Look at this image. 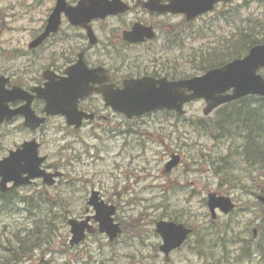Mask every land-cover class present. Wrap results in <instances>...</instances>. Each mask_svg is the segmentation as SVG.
<instances>
[{
  "label": "rangeland",
  "instance_id": "obj_1",
  "mask_svg": "<svg viewBox=\"0 0 264 264\" xmlns=\"http://www.w3.org/2000/svg\"><path fill=\"white\" fill-rule=\"evenodd\" d=\"M48 6L39 7L35 0H0V71L18 84L21 68L29 86L45 67L28 44L43 25ZM247 6L242 9L236 0L220 5L224 12L193 22L174 19L156 43L121 53L120 64L155 59L173 76L190 78L202 75L210 67L202 65L215 57L222 59L215 67L242 57L249 34L264 43V0H250ZM135 68L122 65L121 71L127 75ZM259 72L264 75V68ZM205 105L198 99L186 104L183 114L156 110L131 119L108 109L106 118L77 130L62 117L49 118L35 137L41 143L39 153L47 156L43 167L58 169L63 177L53 186L40 180L21 186V203L18 187L0 192V264H264V209L256 198L264 194V158L245 150L264 146V102L245 97L241 107L252 111L257 122L228 130L219 129V121L232 104L207 116L202 113ZM19 144L21 118H15L0 126V159ZM172 154L180 160L163 173ZM91 189L116 206L122 232L111 242L96 229L71 246L67 219L93 212L91 206L87 210ZM210 192L231 197L236 208L212 219ZM160 219L193 229L167 257L158 249L155 223ZM16 232L21 238L41 235L29 236L38 246L20 259L11 254Z\"/></svg>",
  "mask_w": 264,
  "mask_h": 264
},
{
  "label": "water",
  "instance_id": "obj_2",
  "mask_svg": "<svg viewBox=\"0 0 264 264\" xmlns=\"http://www.w3.org/2000/svg\"><path fill=\"white\" fill-rule=\"evenodd\" d=\"M86 1L81 0L83 3ZM97 1L90 2L86 9L87 13H81L82 7L77 6L72 9H63L58 4L50 14L44 32L32 40L29 47L37 46L50 32L56 30L61 10L65 11L70 19H76L77 22H80L79 20H81L82 16L90 20L94 17H104L110 14ZM188 1L192 5L200 2L196 10L185 13L187 18L190 19L202 11L210 9L212 2L215 0ZM88 31L92 38L89 28ZM140 31V29L134 27L133 31L128 33L134 37L131 39L127 38V40H141L142 36H139ZM91 41H94V39ZM259 67H264V44L253 46L243 58H235L221 67L207 70L200 76L177 81L155 80L149 77L127 79L123 83V88L118 90V92L108 88L101 90L104 94L103 100L105 104L129 118L163 108L182 113L184 112L183 105L185 103L198 98L205 100L206 106L203 109V113L208 114L220 104L244 95L259 94L264 96V78L256 72ZM95 71L98 73L101 69H95ZM87 73L83 69V75L71 77L69 81L71 85L67 89L72 93L70 96H59L51 87L47 88L45 93L37 92V96L42 97L46 102V113L63 114L66 116V121L69 125L79 126L84 113H77V101L91 91V87L88 86L90 80L85 79V74ZM0 80L7 81L3 76H0ZM230 89H232L231 93H225ZM17 99H21V88L13 87L7 97H2V93L0 92L1 116L3 115L6 119H11L14 115L21 114V108L1 112L2 100L9 102ZM25 117V125L31 129H35L44 122V118H39L30 110L29 104L26 106ZM37 148L38 143L35 140L25 141L22 144V148L20 146L15 150H9L8 156L0 159L1 191L5 192L8 190L7 182L10 181L13 182L14 186H18L19 184H29L36 177H42L44 183L52 185L54 177L62 175L60 171L50 173L39 168L45 157L38 156ZM178 162L179 155L173 154L172 159L166 163L164 172H169ZM23 173L27 175L23 176ZM258 199L264 203V196H258ZM87 204L93 207L95 211L94 215H88L84 219L69 218L67 220L71 234L70 245L78 244L85 237L86 232H92L93 227L89 223L91 219L98 222L99 232H105L109 240H113L120 232L119 224L115 223L113 218L115 206L108 205L101 200L99 192L95 190L91 192ZM207 206L211 217L214 218L216 208L227 213L234 207V204L229 196L217 195L214 192H210L207 194ZM155 230L162 240L159 250L166 256L171 250L178 248L191 232V229L184 224L167 220L157 221Z\"/></svg>",
  "mask_w": 264,
  "mask_h": 264
},
{
  "label": "flooded vegetation",
  "instance_id": "obj_3",
  "mask_svg": "<svg viewBox=\"0 0 264 264\" xmlns=\"http://www.w3.org/2000/svg\"><path fill=\"white\" fill-rule=\"evenodd\" d=\"M93 1L95 0H87L85 3L81 2V0H35L36 5L39 7L46 3L49 6L47 8V17L34 38L44 32L48 18L58 4L63 9L82 7L81 13H87L86 9L90 2ZM234 1L236 0H217L213 3L210 10L202 12L203 14L194 18L193 21L204 17L208 13L224 12L219 9V6L228 5ZM240 1L242 9H245L248 7L247 2L250 0ZM97 2L110 14L104 17H94L90 20L82 16L81 20H79L80 22H77L76 19H70L65 11L61 10L59 12L56 30L50 32L36 48L32 49L36 52L35 56L39 64L45 65V67L35 73L31 85L27 86L24 83L25 70L22 68L21 84L15 82L9 73L0 71V75L7 79V81L0 80L2 97H7L13 87L21 88V99L10 102L2 100L1 103L2 113L4 110L21 108V116L16 117L21 118V146L26 140L36 139L35 135L40 133L44 124L51 118V116L46 115L45 100L42 97H38L37 92L45 93L47 88L51 87L59 96H70L72 93L67 90L71 85L69 81L72 76L81 75L83 69L88 72L85 74V79L90 80L88 86L91 87V91L77 101V113H84L81 126L78 128L70 126L67 124L65 115H54L62 117L66 126L76 130L81 129L87 123H93L98 118H106L103 112L111 109L103 100L104 94L101 90L103 88L118 92V90L123 88L125 80L143 77L155 80L165 79L167 81L185 78L173 76V73L168 72V67L166 68L163 62L160 63L155 59L139 62L136 61V58H133V62L129 61V63L125 60L120 64L121 53L132 47L138 48L146 44L156 43L165 26L167 27L168 24V27H170L174 19H181L184 23L193 22L186 20L184 13L196 10L200 2L194 5L188 0H98ZM229 10L230 8L225 9V11ZM87 27L92 34V38ZM134 27L141 30L139 33V36H142L141 40H127V38L131 39L134 37L128 34L133 31ZM93 39L94 41H91ZM59 43L62 45L60 46ZM122 65H134L136 68L125 75L121 71ZM148 66H151L150 69ZM95 69H101V71L96 73ZM27 104H29L30 110L36 116L46 119L45 123L36 129L27 128L25 125ZM89 116H92V119L86 118ZM4 119H6L5 116H1L0 113V126L8 123ZM25 133L28 135L32 134L34 137L26 138ZM38 142L40 149L41 143L40 141ZM39 180L41 181V179ZM35 182L36 180L33 184ZM18 188L20 189L19 201L21 203V185Z\"/></svg>",
  "mask_w": 264,
  "mask_h": 264
},
{
  "label": "trees",
  "instance_id": "obj_4",
  "mask_svg": "<svg viewBox=\"0 0 264 264\" xmlns=\"http://www.w3.org/2000/svg\"><path fill=\"white\" fill-rule=\"evenodd\" d=\"M253 36H254V33H251V34H249L247 39H244L245 42L248 43L246 45L247 49L251 45H253V44L258 42V40L254 39ZM239 52H241V50H235L234 51V53H239ZM238 55L239 54H236V56H238ZM217 61L222 62V59H220L219 57H215V58L212 59V61L208 65H204L203 64L202 68L205 69L208 66L214 67L215 65H213V64L216 63ZM210 67H208V68H210ZM243 99H240L239 101L231 103L232 107H231L230 111L229 112L226 111L225 112L226 113V117H223L219 121V127H220L219 129H227L228 127H231L232 129L233 128H240V127H243V126L245 127V126L254 124V122H257V121H255V120H257V117L255 116V114L252 111H249L247 108H242L241 107V102H242ZM229 134L230 133H228V135ZM252 148H259V149L256 150V151H253ZM247 149H249V151H247ZM245 150H246V152H249V155L250 154L253 155V157L254 156H259L261 158H264V146L263 147H261V145H259V146H246ZM254 153H256V154H254ZM29 236H34V237H37V238L41 237V235H38V236L37 235H27L26 237L21 238V236H19V234L17 232L13 234V239H14L13 244L14 245L12 246L11 254L16 259H20L21 258V253L24 254V252H29V250H31L34 247L38 246L37 245L38 244L37 241H35L32 237H29Z\"/></svg>",
  "mask_w": 264,
  "mask_h": 264
}]
</instances>
